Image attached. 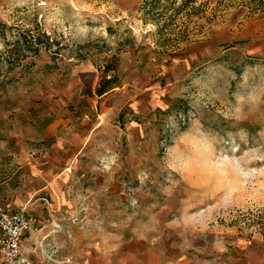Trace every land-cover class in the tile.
<instances>
[{"label":"rangeland","instance_id":"374dc122","mask_svg":"<svg viewBox=\"0 0 264 264\" xmlns=\"http://www.w3.org/2000/svg\"><path fill=\"white\" fill-rule=\"evenodd\" d=\"M72 134L78 225L64 233L88 240L19 264H76L95 242L113 264L151 250L168 264H264V0L5 8L0 182Z\"/></svg>","mask_w":264,"mask_h":264},{"label":"crops","instance_id":"0c3cea01","mask_svg":"<svg viewBox=\"0 0 264 264\" xmlns=\"http://www.w3.org/2000/svg\"><path fill=\"white\" fill-rule=\"evenodd\" d=\"M13 5H19V0H0V13ZM80 141V136L72 134L67 150H64V143H57L49 152L21 156L17 162L19 172L0 182V205L10 212L24 209L31 219L30 230L21 244L23 260L39 250L47 258H56V247L62 258L69 259L71 253L68 248L72 243L68 241L75 240V237L78 242L88 240L81 227L79 234L64 233V228L71 230L73 225H78L73 222V217L79 200L72 185L79 165L78 155L82 152ZM60 245L64 248H59ZM78 246L79 250L75 251L80 262L76 264H113L105 260L106 252L102 243L95 242L91 247L87 243ZM45 247L50 249L46 254ZM50 251L53 253L51 256ZM157 252L158 256L152 254V250L143 256L148 258L146 264H168L167 256L161 251Z\"/></svg>","mask_w":264,"mask_h":264},{"label":"built area","instance_id":"2783aa9c","mask_svg":"<svg viewBox=\"0 0 264 264\" xmlns=\"http://www.w3.org/2000/svg\"><path fill=\"white\" fill-rule=\"evenodd\" d=\"M30 226L31 219L24 209L10 212L0 205V259L5 264L22 261L21 244Z\"/></svg>","mask_w":264,"mask_h":264},{"label":"trees","instance_id":"16d2710c","mask_svg":"<svg viewBox=\"0 0 264 264\" xmlns=\"http://www.w3.org/2000/svg\"><path fill=\"white\" fill-rule=\"evenodd\" d=\"M145 5H146V3H145Z\"/></svg>","mask_w":264,"mask_h":264}]
</instances>
